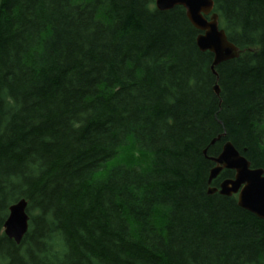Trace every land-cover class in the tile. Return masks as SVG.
Here are the masks:
<instances>
[{
  "label": "trees",
  "instance_id": "16d2710c",
  "mask_svg": "<svg viewBox=\"0 0 264 264\" xmlns=\"http://www.w3.org/2000/svg\"><path fill=\"white\" fill-rule=\"evenodd\" d=\"M213 2L216 75L182 6L0 0V264H264V220L207 194L225 141L264 170V0Z\"/></svg>",
  "mask_w": 264,
  "mask_h": 264
},
{
  "label": "water",
  "instance_id": "95a60500",
  "mask_svg": "<svg viewBox=\"0 0 264 264\" xmlns=\"http://www.w3.org/2000/svg\"><path fill=\"white\" fill-rule=\"evenodd\" d=\"M158 10H169L175 6H182L191 25L200 33L196 37V44L201 51L213 54L212 72L216 75L215 67L220 63L236 58L240 49L230 42L224 30L219 27L217 13L213 11V0H154ZM219 86L214 85L216 95ZM218 137L211 141L213 143ZM206 156V151H203ZM214 166L208 173L207 194L218 193L223 196H236L237 205L248 210L258 218L264 220V170L261 167H251L247 160L230 141L222 144L221 151L216 156L208 157ZM223 169L233 171V177L221 180L218 186L210 183ZM27 201L19 199L8 208L7 217L3 223L6 237L15 243H20L28 230L29 215L26 211Z\"/></svg>",
  "mask_w": 264,
  "mask_h": 264
}]
</instances>
